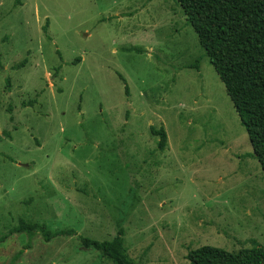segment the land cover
<instances>
[{"label": "rangeland", "instance_id": "374dc122", "mask_svg": "<svg viewBox=\"0 0 264 264\" xmlns=\"http://www.w3.org/2000/svg\"><path fill=\"white\" fill-rule=\"evenodd\" d=\"M252 153L176 0H0V236L37 226L0 264H112L81 238L118 225L141 264L264 244Z\"/></svg>", "mask_w": 264, "mask_h": 264}, {"label": "trees", "instance_id": "16d2710c", "mask_svg": "<svg viewBox=\"0 0 264 264\" xmlns=\"http://www.w3.org/2000/svg\"><path fill=\"white\" fill-rule=\"evenodd\" d=\"M197 34L244 126L252 145V155L264 172V0H176ZM79 60V59H77ZM23 59L16 66H22ZM8 79V78H7ZM7 84L9 80L6 81ZM34 100L23 101L21 106L32 105ZM13 117H11L12 119ZM157 140V148L167 146L163 125H150ZM2 135H9L4 130ZM36 224L20 220L13 232L33 233ZM58 231L57 233H66ZM9 234L0 236L3 241ZM47 237H50L46 233ZM84 247H93L112 264H141L127 252L124 230L118 225L110 240L98 241L81 238ZM189 264H264V244L252 241V246L227 251L211 245H202L187 253Z\"/></svg>", "mask_w": 264, "mask_h": 264}]
</instances>
